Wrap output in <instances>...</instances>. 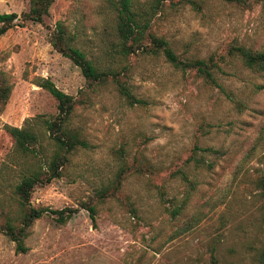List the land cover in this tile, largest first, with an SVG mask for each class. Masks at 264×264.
Masks as SVG:
<instances>
[{"label":"rangeland","instance_id":"374dc122","mask_svg":"<svg viewBox=\"0 0 264 264\" xmlns=\"http://www.w3.org/2000/svg\"><path fill=\"white\" fill-rule=\"evenodd\" d=\"M153 1L133 0L149 14L145 42L162 38L182 60L212 57L215 81L160 53L123 55L106 0H54L41 23L19 26L17 17L0 35V72L11 85L0 110V225H17L30 206L77 208L64 224L50 213L36 219L25 253L0 231V264H210L212 256L263 264L264 71L230 50L264 49V0H162L152 9ZM28 7L0 0V13ZM58 22L105 72L102 82L52 47ZM39 77L73 97L66 125L87 145L22 206L16 185L57 151L42 123L58 113L57 100L35 84ZM6 126L36 132L37 157L18 150ZM85 204L95 205L94 222Z\"/></svg>","mask_w":264,"mask_h":264},{"label":"trees","instance_id":"16d2710c","mask_svg":"<svg viewBox=\"0 0 264 264\" xmlns=\"http://www.w3.org/2000/svg\"><path fill=\"white\" fill-rule=\"evenodd\" d=\"M109 6L116 14V34L120 41V51L123 55L132 54L138 50L152 54H163L167 61L173 66L181 69L189 68L194 69L198 74L202 75L205 79L215 81L213 76V69L218 66L217 62L209 57L208 59L196 60H182L177 54L169 47L168 43L162 38H156L149 35V44L145 42V33L149 24V14L144 9L133 5V0H106ZM162 0H154L151 5L155 9ZM229 2L240 3L242 0H226ZM54 0H29V7L27 11H23L20 15L14 12L0 13V35L4 34L8 29L15 26V20L20 17L19 26H23L26 22L41 23L43 18L49 14V8ZM55 33L50 38V44L61 55L70 59L76 66L80 68L82 75L91 81L102 82L104 80L105 72L98 70V68L86 58L84 52L77 47L69 44V40L65 37L64 27L58 22L55 25ZM237 54L243 65L247 68L264 71V49L261 51H251L241 46H232L231 50ZM35 84L47 90L56 100L58 113L53 119H43L46 131L52 136L57 151L53 153L51 159L45 162V170L41 168L29 172L24 175L16 185V193L19 195L22 206L29 201V196L34 185L42 182H49L55 177L61 175L62 167L68 161V156L71 151L76 147H86L85 141L78 138V135L68 126L66 122L70 113L73 110L74 99L58 89L54 83L48 78L39 77ZM120 92L123 93L128 100H133L131 96L122 86ZM11 93V85L6 76L0 72V110L7 103ZM7 131L14 138L15 145L21 152L29 156L37 157L38 149V135L31 130L28 126L15 127L6 126ZM117 184L113 187L117 188ZM264 188V177L262 179ZM112 185L97 190L98 197L104 198ZM94 222L96 208L93 204H85L84 207ZM77 212V208H62L50 210L48 208L28 207L21 216L17 225L12 221L7 220L3 225H0V231L4 232L10 240L15 243V251L17 253H25L27 247L25 246L24 239L27 235L28 229L33 222L40 218L45 213H50L55 216V220L59 224L66 223ZM260 261L264 264V246L260 253ZM210 264H219L215 257H211Z\"/></svg>","mask_w":264,"mask_h":264}]
</instances>
